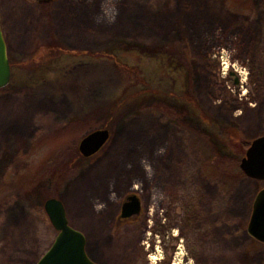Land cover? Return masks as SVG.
<instances>
[{
    "label": "rangeland",
    "instance_id": "374dc122",
    "mask_svg": "<svg viewBox=\"0 0 264 264\" xmlns=\"http://www.w3.org/2000/svg\"><path fill=\"white\" fill-rule=\"evenodd\" d=\"M0 23V264L51 246L50 198L100 264H264V182L239 168L264 136V0H0ZM127 192L144 216L118 228Z\"/></svg>",
    "mask_w": 264,
    "mask_h": 264
},
{
    "label": "water",
    "instance_id": "95a60500",
    "mask_svg": "<svg viewBox=\"0 0 264 264\" xmlns=\"http://www.w3.org/2000/svg\"><path fill=\"white\" fill-rule=\"evenodd\" d=\"M10 79L11 67L0 23V89H4ZM108 138L107 130H95L81 139L78 150L83 157H91L105 145ZM239 168L246 178L264 182V136L257 137L250 142L240 161ZM140 209L141 204L138 197L132 195L123 204L121 217L136 215ZM44 210L56 231V236L36 264H100L88 255L84 234L69 224L60 200L56 198L46 200ZM246 232L249 238L264 244V188L257 193L254 199Z\"/></svg>",
    "mask_w": 264,
    "mask_h": 264
},
{
    "label": "flooded vegetation",
    "instance_id": "af4514ba",
    "mask_svg": "<svg viewBox=\"0 0 264 264\" xmlns=\"http://www.w3.org/2000/svg\"><path fill=\"white\" fill-rule=\"evenodd\" d=\"M41 2H47L48 0H40ZM38 0V2H40ZM94 156V155H93ZM92 157V156H91ZM90 158V157H89ZM132 195H135L133 194L132 192H127L123 198H122V201L116 211V213L114 214V217H113V221H114V224H116V226L118 228H126L128 226H135L134 222H136L138 220V218L144 216V206H143V203H142V200L138 197L139 201H140V204H141V209H140V212L136 215H132L130 217H126V218H123L121 217V209H122V206L124 203L127 202V198L132 196ZM46 200L43 202V210H44V204H45ZM45 211V210H44ZM144 221H148V220H144ZM113 224V225H114ZM175 241L177 242H182L183 241V238H177ZM256 242V241H255ZM177 248H179V244L176 245ZM0 252L4 253V249L2 248V245L0 243ZM1 258V257H0ZM97 262V261H96Z\"/></svg>",
    "mask_w": 264,
    "mask_h": 264
},
{
    "label": "bare ground",
    "instance_id": "6f19581e",
    "mask_svg": "<svg viewBox=\"0 0 264 264\" xmlns=\"http://www.w3.org/2000/svg\"><path fill=\"white\" fill-rule=\"evenodd\" d=\"M7 49H8V48H7ZM7 52H8V50H7ZM235 72H236L237 74L241 75L240 72H237L236 70H235ZM78 77H79V76H78ZM76 78H77V77H76ZM74 82L77 83V79H75ZM70 90H71V94H72L73 97H78L77 95L80 94V89L78 88V86H73V87H71ZM2 122H5V120H1V123H2ZM153 260H156V259L153 258Z\"/></svg>",
    "mask_w": 264,
    "mask_h": 264
},
{
    "label": "trees",
    "instance_id": "16d2710c",
    "mask_svg": "<svg viewBox=\"0 0 264 264\" xmlns=\"http://www.w3.org/2000/svg\"><path fill=\"white\" fill-rule=\"evenodd\" d=\"M119 65V64H118ZM124 68V67H123ZM240 145L244 148V150L246 151V149L249 147V143L247 142H240ZM242 175H244L242 172H241Z\"/></svg>",
    "mask_w": 264,
    "mask_h": 264
}]
</instances>
